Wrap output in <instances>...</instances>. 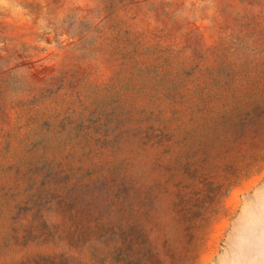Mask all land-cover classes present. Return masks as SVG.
Listing matches in <instances>:
<instances>
[{"label": "rangeland", "instance_id": "1", "mask_svg": "<svg viewBox=\"0 0 264 264\" xmlns=\"http://www.w3.org/2000/svg\"><path fill=\"white\" fill-rule=\"evenodd\" d=\"M0 264H264V0H0Z\"/></svg>", "mask_w": 264, "mask_h": 264}]
</instances>
